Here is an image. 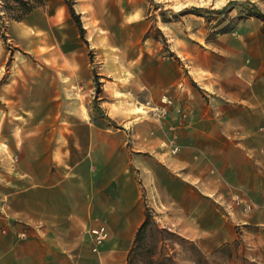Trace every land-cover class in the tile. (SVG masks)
<instances>
[{"label": "crops", "instance_id": "0c3cea01", "mask_svg": "<svg viewBox=\"0 0 264 264\" xmlns=\"http://www.w3.org/2000/svg\"><path fill=\"white\" fill-rule=\"evenodd\" d=\"M1 24L0 264H128L146 218L143 192L152 184L164 185L175 224L188 237L215 246L238 237L245 222L239 212L264 195V57L235 63L201 47L188 75L165 66L167 57L159 61L161 78L145 80L155 96L170 90L178 99L188 97L172 154L158 150L159 122L131 133L128 124L96 115L70 123L47 119L48 110L35 121V106L18 93L13 73L2 80L10 69ZM193 68L203 72V83ZM19 97L21 122L8 116ZM173 112L176 123L179 113ZM138 129H150L148 139L137 142L151 154L128 145ZM99 226L107 233L101 242L92 231Z\"/></svg>", "mask_w": 264, "mask_h": 264}, {"label": "rangeland", "instance_id": "374dc122", "mask_svg": "<svg viewBox=\"0 0 264 264\" xmlns=\"http://www.w3.org/2000/svg\"><path fill=\"white\" fill-rule=\"evenodd\" d=\"M255 4L264 11V0H46L17 20L6 14L0 0L1 37L10 69L2 80L13 73L18 93L35 106L37 122L48 110L49 120L71 123L96 115L116 126L128 124L131 133L139 125L159 122L158 150L174 154L178 148L174 150L173 139L186 121L188 97L178 99L170 90L155 96L146 78H161L156 71L165 57V66L173 64L188 75L201 47L222 52L235 63L264 57V20L254 15ZM192 72L204 82L200 69ZM166 97L172 102L166 103ZM22 103L19 97L10 120L23 121ZM165 104L167 112L156 110ZM173 111L179 113L178 123ZM5 113L0 108V117ZM15 126L18 135L20 125ZM148 132L138 129L128 145L151 154L149 146L137 142L146 141ZM143 193L148 224L134 264H145L148 257L155 264H264V195L251 209L239 212L245 222L238 226V237L215 246L188 237L175 224L177 211L172 212L164 185L152 184Z\"/></svg>", "mask_w": 264, "mask_h": 264}, {"label": "trees", "instance_id": "16d2710c", "mask_svg": "<svg viewBox=\"0 0 264 264\" xmlns=\"http://www.w3.org/2000/svg\"><path fill=\"white\" fill-rule=\"evenodd\" d=\"M2 2H3L2 6L6 14H8L10 17L14 19L22 20L35 8L44 5L46 3V0H2ZM254 15L264 20V11L260 9V7H258V5L256 4H255ZM0 16L2 17L1 14ZM147 224H148V218L144 220V222L141 224V227H139L136 233L135 240L128 253V264H134L137 257L140 255L139 249L142 243V234L145 228L147 227ZM145 264H155V261L152 257H148V260L145 261Z\"/></svg>", "mask_w": 264, "mask_h": 264}, {"label": "built area", "instance_id": "2783aa9c", "mask_svg": "<svg viewBox=\"0 0 264 264\" xmlns=\"http://www.w3.org/2000/svg\"><path fill=\"white\" fill-rule=\"evenodd\" d=\"M164 101L166 103H168V102H172V99L170 97H166L164 99ZM165 106H166V104L165 105H162V106L161 105L160 106L157 105L156 106V108H157L156 110H158L159 112H167V109H164ZM186 114H187V112L185 111L183 113V116H186ZM173 142H175V141H173ZM177 148L178 147L175 145L174 150H176ZM92 231L95 234V240L97 242H101L106 237V235H107L106 229H105L104 226H99L98 228H94ZM26 235H27V233L25 231H22L20 233V236L21 237H25Z\"/></svg>", "mask_w": 264, "mask_h": 264}]
</instances>
